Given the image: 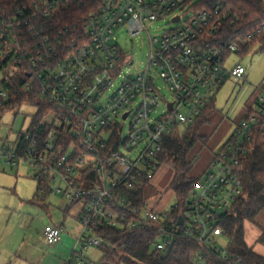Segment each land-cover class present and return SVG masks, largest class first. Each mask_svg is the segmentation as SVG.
Listing matches in <instances>:
<instances>
[{"label":"built area","instance_id":"obj_1","mask_svg":"<svg viewBox=\"0 0 264 264\" xmlns=\"http://www.w3.org/2000/svg\"><path fill=\"white\" fill-rule=\"evenodd\" d=\"M92 1L79 25L61 30L55 19L72 0H29L0 15V97L7 99L6 84L21 77L28 99L57 110L47 118L51 128L44 141L27 130L12 149L4 148L3 156L12 167L38 169L41 192L49 188L50 194L61 195L64 212L83 203L81 234L60 264H99L89 252L102 245L95 235L98 225L153 230L159 234L156 249L163 252L182 236L201 245L198 262L215 256L226 264H243L229 255L220 221L242 196L237 171L256 131L264 133V88L198 179L183 216L172 217L178 204L168 211L153 207L148 191L161 168L165 138L193 125L227 80L244 79L246 68L231 59L253 49L256 38L264 36V23L245 33L238 17L221 7L198 9L194 0ZM189 9L194 11L184 21ZM167 18L177 28L151 35L149 27ZM121 29L133 39L148 35L144 70L124 73L134 61L118 44L115 35ZM156 77L172 94L159 117L154 115L164 97ZM140 191L141 207L135 197ZM64 233L62 225L44 228L52 247ZM221 238L227 245L219 244Z\"/></svg>","mask_w":264,"mask_h":264},{"label":"rangeland","instance_id":"obj_2","mask_svg":"<svg viewBox=\"0 0 264 264\" xmlns=\"http://www.w3.org/2000/svg\"><path fill=\"white\" fill-rule=\"evenodd\" d=\"M199 1L194 0L193 6ZM193 9L184 14V21L194 11ZM171 20L167 18L154 23L149 27L151 35H161L165 31L177 28L178 25L173 24ZM115 36L123 52L134 61V66L126 67L124 73L144 70L149 54L148 35L133 39L125 29H121ZM231 61L240 62L247 72L242 80H227L216 97V111L209 117L211 123H207L205 129L206 134L213 137L212 149L205 148L204 151L201 150L202 153L200 149L195 151L193 149L190 156H194L195 160L189 156V159L193 160L190 162L192 163L190 176L192 177L191 172L196 166L194 174L198 176L192 178L197 180L204 174L209 154L213 153L214 157L227 142L237 124L246 116L248 108L255 107L258 90L264 86V52L259 50V46L244 55L234 54ZM156 84L161 88L164 97L154 115L159 117L165 109L164 101H170L172 94L159 77H156ZM36 112L37 109L27 103L17 104L3 114L0 122V253L3 252V258L7 260L11 252L24 259L21 262L14 261L13 264H41L44 259L46 261L44 264L61 263L67 259L81 234L79 216L83 203L71 206L68 213H65L63 207L66 201L61 195L50 194L43 199L41 194L38 195V180L35 178L38 169L25 164L12 167L3 156L4 148L12 149L20 134L28 130ZM127 130L128 123L125 132ZM184 130L185 128H182L181 132ZM198 152L201 153V158L197 163L195 154ZM170 167L169 165L161 167L156 171L152 181L154 191L150 193V204L153 207L157 206L160 211L171 210L178 204L176 195L169 190L174 176ZM61 224L66 227L62 237L64 242L61 241L58 247H52L45 240L44 228L47 225ZM245 229L247 243L258 253L264 254V245L260 243L264 230V211L255 222L247 221ZM219 244L227 245L226 239L221 238ZM89 252L93 258L100 259L102 256L99 250L92 249ZM9 262L8 260L5 264Z\"/></svg>","mask_w":264,"mask_h":264},{"label":"trees","instance_id":"obj_3","mask_svg":"<svg viewBox=\"0 0 264 264\" xmlns=\"http://www.w3.org/2000/svg\"><path fill=\"white\" fill-rule=\"evenodd\" d=\"M29 0H0V15L11 14L18 7H24ZM92 0H72L57 20V28L79 25L88 14ZM193 7L213 10L221 7L231 17H238L245 33L255 31L264 23V0H200ZM259 44V50L264 52V36L256 38L254 47ZM250 52L245 51L246 54ZM21 77L14 78L11 84H6L9 97H0V122L4 113L15 105L27 103L37 109L28 131L34 133L41 141L51 128L47 118L56 114L57 110L41 101L28 99L30 93L22 90ZM264 88V86H262ZM216 111V99L205 109L202 116L190 127L178 128L165 138L163 152L159 156L161 167L169 165L175 170V177L170 189L175 193L178 207L172 213L174 219L183 216L186 204L189 202L192 191L199 185V180L190 176L193 160L189 159L191 151L199 143H205L201 130L209 122V117ZM237 174L242 181L243 194L231 209L221 218L220 227L228 240V252L231 257L238 256L243 264H264V255L255 251L246 241L245 223L255 222L264 211V133L256 131L252 146L242 162ZM42 199L50 195L48 188L41 192V183L38 182V195ZM40 196V195H39ZM137 205L143 206V193L137 192ZM79 203L74 204L73 206ZM71 207H69L70 209ZM68 209V211H69ZM67 211V213H68ZM95 235L100 238L102 245L99 248L102 254L99 264H226L215 256H208L202 262L197 261V255L202 247L195 241L182 236L177 237L169 251H159L156 244L159 234L153 230L140 229L136 231H120L118 229L98 225ZM260 243L264 245V230Z\"/></svg>","mask_w":264,"mask_h":264},{"label":"crops","instance_id":"obj_4","mask_svg":"<svg viewBox=\"0 0 264 264\" xmlns=\"http://www.w3.org/2000/svg\"><path fill=\"white\" fill-rule=\"evenodd\" d=\"M209 123H211L210 122V119H209V122H208V124ZM207 124V125H208ZM207 125L206 126H204V128L202 129V131H201V136L202 137H204L205 139H206V142L205 143H199L196 147H195V149H194V151L196 150V149H200V152L202 153V151L201 150H203L204 151V149L205 148H208L209 150H211L212 149V147H211V144H212V142H213V137H211L209 134H206V132H205V129L207 128ZM213 152V151H212ZM201 153H199L198 152V154H195V157H197V163H198V161H199V159L201 158ZM212 155H213V153H212ZM212 155H210L209 154V162H208V164L206 165V166H204L205 168V170L207 169V167H208V165L212 162V160H213V156ZM190 158L191 159H193L194 158V156H190ZM197 165V164H196ZM164 166V165H163ZM162 166V167H163ZM196 167V166H195ZM195 167L193 168V170H192V172H191V175H192V177H196V176H198V175H195L194 174V169H195ZM170 168H172V167H170ZM173 169V168H172ZM173 172H174V176H173V179H172V181H171V184H172V182H173V180H174V177H175V170L173 169ZM205 172V171H204ZM171 184H170V187H171ZM169 190H171L170 188H169ZM152 191H154V186L152 185V187L149 189V191H148V195L150 196V193L152 192ZM172 191V190H171ZM175 194V193H174ZM64 209V208H63ZM64 211V210H63ZM65 213H67V212H65ZM64 228H66L65 227V225L64 224H61ZM63 242H64V240H62ZM63 244V243H62ZM64 245V244H63ZM62 245V246H63ZM56 247H58V245L56 246ZM73 250V249H72ZM72 250H71V252H72ZM71 252L69 253V255L71 254ZM10 257H9V264H13L14 263V261H17V262H21V260L22 261H24V259H22L17 253H14L13 254V252H11L10 253ZM69 255H68V257H69ZM264 255V254H263ZM67 257V258H68ZM5 258V257H4ZM3 258V252L2 253H0V264H5L8 260H7V258H5L4 259ZM44 262H46L45 261V259L41 262V264H44ZM62 263V262H61ZM29 264V263H28ZM57 264H60V263H57Z\"/></svg>","mask_w":264,"mask_h":264},{"label":"water","instance_id":"obj_5","mask_svg":"<svg viewBox=\"0 0 264 264\" xmlns=\"http://www.w3.org/2000/svg\"><path fill=\"white\" fill-rule=\"evenodd\" d=\"M179 20V18H176V21H178ZM170 108H172V105L170 106ZM182 224V220L180 221V223H179V225H181Z\"/></svg>","mask_w":264,"mask_h":264}]
</instances>
